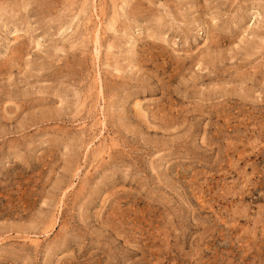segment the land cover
<instances>
[{
    "label": "rangeland",
    "instance_id": "374dc122",
    "mask_svg": "<svg viewBox=\"0 0 264 264\" xmlns=\"http://www.w3.org/2000/svg\"><path fill=\"white\" fill-rule=\"evenodd\" d=\"M0 264H264V0H0Z\"/></svg>",
    "mask_w": 264,
    "mask_h": 264
}]
</instances>
